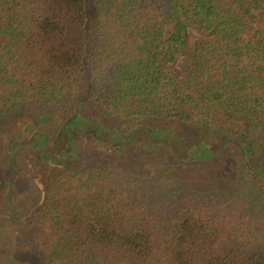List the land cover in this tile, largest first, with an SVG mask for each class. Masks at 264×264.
<instances>
[{
  "label": "trees",
  "instance_id": "16d2710c",
  "mask_svg": "<svg viewBox=\"0 0 264 264\" xmlns=\"http://www.w3.org/2000/svg\"><path fill=\"white\" fill-rule=\"evenodd\" d=\"M0 264H264V0H0Z\"/></svg>",
  "mask_w": 264,
  "mask_h": 264
},
{
  "label": "rangeland",
  "instance_id": "374dc122",
  "mask_svg": "<svg viewBox=\"0 0 264 264\" xmlns=\"http://www.w3.org/2000/svg\"><path fill=\"white\" fill-rule=\"evenodd\" d=\"M154 124L159 127L164 128L165 133H169L172 129L178 130L180 132H189L188 128H185L179 123H170L163 120H153ZM143 147H129L126 150H123L117 158H114L113 155H110L106 150L103 149L101 145L95 143H82L81 146L78 147V150L73 151L78 155L76 160H83L86 163H102V162H118L124 165L127 169L137 172H146L148 171V166L146 161L149 157L145 151L142 149ZM77 149V144H74L72 150ZM230 150V147L228 148ZM254 151L257 152V146L253 148ZM51 153H57L59 150L57 147H50L48 149ZM173 150V148H172ZM114 153V152H112ZM206 169H195L192 171L193 177L191 178V182L198 184L199 186L209 185L207 182V177L213 176L214 170H208L204 173ZM211 171V172H210ZM33 176L36 179H41V173L38 172L36 167H32ZM10 183L16 192H21L22 189L30 187V182L27 181L25 177L19 175L17 171L14 172V169L10 171Z\"/></svg>",
  "mask_w": 264,
  "mask_h": 264
},
{
  "label": "flooded vegetation",
  "instance_id": "af4514ba",
  "mask_svg": "<svg viewBox=\"0 0 264 264\" xmlns=\"http://www.w3.org/2000/svg\"><path fill=\"white\" fill-rule=\"evenodd\" d=\"M253 151V150H252ZM254 152H256V151H254ZM250 153H251V155H252V152H251V150H250ZM257 153V152H256Z\"/></svg>",
  "mask_w": 264,
  "mask_h": 264
}]
</instances>
